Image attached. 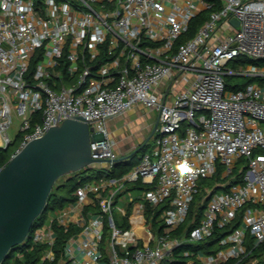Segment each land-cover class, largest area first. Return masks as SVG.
Returning a JSON list of instances; mask_svg holds the SVG:
<instances>
[{"label":"built area","instance_id":"obj_1","mask_svg":"<svg viewBox=\"0 0 264 264\" xmlns=\"http://www.w3.org/2000/svg\"><path fill=\"white\" fill-rule=\"evenodd\" d=\"M201 11L194 34L180 39ZM138 104L157 110L150 144L122 175L76 187L75 202L89 198L98 209L82 218L57 264H159L184 239L203 240L229 223L244 204L221 248L181 264L230 257L235 264L251 251L247 233L264 246V0H0V150L13 146L12 156L50 126L78 118L89 125L94 163L110 165L117 141L106 121ZM236 164L241 181L211 193L187 236L172 234L201 179L218 166L232 174ZM138 180L149 185L138 208L166 203L161 231L143 218L123 227L113 215L119 194ZM53 218L33 230V242L54 241ZM53 255L49 248L43 257ZM261 256L250 261L264 264Z\"/></svg>","mask_w":264,"mask_h":264},{"label":"trees","instance_id":"obj_2","mask_svg":"<svg viewBox=\"0 0 264 264\" xmlns=\"http://www.w3.org/2000/svg\"><path fill=\"white\" fill-rule=\"evenodd\" d=\"M204 17V11H201L196 14L190 20L188 31L183 34L180 39L193 35L199 24L203 21ZM240 59L243 61H249V59ZM249 79L251 80V78ZM146 145L147 142L142 145L139 151L116 158L110 165H98L92 163L91 165H87L81 167L78 170L66 173L64 180L58 183H54L53 187L51 188L48 194L45 206L39 213V215H37L33 220L28 235L22 242L15 244L10 248V250L8 251V256L5 257L0 264H37L39 261H41L42 264L59 263L60 259L64 257L63 251L67 239L70 235L77 232L80 229V226L76 223H69L65 226L61 223H58V221L53 218L52 227L54 229L55 237L52 243L33 242V230L47 220L49 210L61 208L67 202L74 201L76 198L75 189L79 184L83 183L88 179L110 175L119 176L126 172L132 165H134L138 161L140 152L143 151ZM12 148L13 146H9L5 149L0 150V165L8 160ZM241 175L242 170H240L238 168V164H236L233 168L232 174L222 175L221 166H218L217 170L212 175L201 179L200 190L194 195V198L190 203L185 220L178 226L177 229L172 231V234L187 236L189 229L199 221L203 208L211 193L219 189H226L231 184L241 181ZM147 187H149L147 183L138 180L134 182L131 186H125L123 190H127L129 188L144 189ZM131 205L132 201H129L126 207L125 215L123 216L121 222H118L120 226L126 227L130 225L129 216L131 211ZM246 205L247 204H244L241 207L236 217L229 223L220 227L215 226L213 233L207 236L205 239L200 241H190L187 240V238L184 239L178 246L174 248L173 257L171 259H165L159 264H181L183 262H189L192 259L197 260L196 253H213L219 248H221L222 245L218 243V240L220 239V237L231 231L241 222V214L243 208ZM165 206L166 203L164 202H160L155 206H152L146 202L143 205L144 218L146 219V221H151L153 223V226L158 231H161L162 228L158 229L161 223H159V220L157 219L159 217L160 212L164 209ZM89 207L90 204H85L84 210L88 209ZM106 236L107 225L105 224L104 233L102 237V244H104ZM244 241L247 246V249H251V251L247 255L243 256L235 264H252V262L250 261L252 258H255L257 263L261 262L263 260L261 255L264 251V246H253V237L249 233L246 234ZM214 243H218V246L215 249H212V245ZM49 248L52 249L54 254L52 259L43 257L45 252ZM185 250H187L189 253L184 254ZM235 260V258L230 257L225 261L219 262L218 264H234Z\"/></svg>","mask_w":264,"mask_h":264},{"label":"water","instance_id":"obj_3","mask_svg":"<svg viewBox=\"0 0 264 264\" xmlns=\"http://www.w3.org/2000/svg\"><path fill=\"white\" fill-rule=\"evenodd\" d=\"M231 21L238 23L236 19ZM90 135L86 121L64 118L43 135L28 140L1 167L0 263L12 246L28 235L56 179L99 160L91 155ZM142 145L130 153L139 151Z\"/></svg>","mask_w":264,"mask_h":264},{"label":"crops","instance_id":"obj_4","mask_svg":"<svg viewBox=\"0 0 264 264\" xmlns=\"http://www.w3.org/2000/svg\"><path fill=\"white\" fill-rule=\"evenodd\" d=\"M145 108L143 105H135L131 107L130 109L126 110L125 112L114 115L110 118L107 119L106 124L108 126V129L111 133V135L116 139L117 144H116V151L118 153L117 157H122L127 154H129L135 147L139 146L141 143L149 142L151 140L152 134L149 136L152 127L157 120V110L155 120H151L148 122V135L145 136V134L141 133L140 131H132L130 129V124L135 122L137 119H142L144 118V114H142L140 111ZM150 111V110H149ZM147 146V145H146ZM98 164V163H95ZM99 165V164H98ZM104 165V163H102ZM133 183H128L126 187L131 186ZM131 190L137 191V194H129L127 200H125L124 204L122 205L125 209L129 203V197L133 198V202L131 205V211H130V216L129 218H133L137 221V219L144 218L143 214V207L138 208L137 204H139L140 200V194L141 190L139 188H129L127 190H123L119 194V198L121 195H123L126 192H130ZM118 198V200H119ZM117 200V201H118ZM85 204H90V207L86 210H84V205ZM97 205H95L94 202H92L89 198L85 201L83 205H78L77 202L70 201L66 206H63L61 208L53 210V212L50 214L51 216H55L56 220L58 223H61L63 225H68L69 223H76L77 225L80 224L82 221V218L85 216L97 212ZM49 214V212H48ZM123 218V215L120 213V216L116 218L117 222H121ZM138 220L136 223H134L135 226H139V221ZM80 226V225H79Z\"/></svg>","mask_w":264,"mask_h":264},{"label":"rangeland","instance_id":"obj_5","mask_svg":"<svg viewBox=\"0 0 264 264\" xmlns=\"http://www.w3.org/2000/svg\"><path fill=\"white\" fill-rule=\"evenodd\" d=\"M230 79L232 80H237V81H240V82H246V81H254L255 79H248L247 76H235V77H230ZM150 110V111H149ZM142 114H144V118L142 119H137L135 122L131 123L130 124V129H132V131H140L141 133L145 134V136L148 135V122H150L151 120H155V116H156V112L154 109H152L150 106H145V108H143L141 111H140ZM17 118L14 117V120H13V125L12 127L8 130V133L10 134V136H12L14 134V131H15V125L17 124ZM151 140L147 143V146L150 144ZM142 152V151H141ZM140 152V153H141ZM66 174H63L61 176H59L57 179H56V183L64 180ZM137 194L138 192L137 191H134V190H131L130 192H126L124 193L123 195H121V197L119 198V200L117 201V205L113 211V215L115 218H118L120 216V211L118 210L119 207L124 204L125 200H127L129 194ZM69 202H67L64 206H66ZM58 209V208H56ZM49 215L53 212V210H49ZM218 246V243H214L212 245V249H215L216 247Z\"/></svg>","mask_w":264,"mask_h":264}]
</instances>
